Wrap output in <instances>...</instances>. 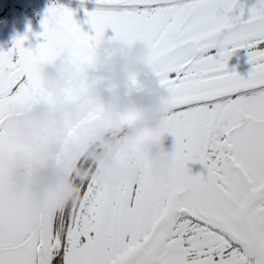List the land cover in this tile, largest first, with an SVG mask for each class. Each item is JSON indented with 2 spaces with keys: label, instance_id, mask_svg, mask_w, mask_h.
<instances>
[{
  "label": "snow or ice",
  "instance_id": "snow-or-ice-1",
  "mask_svg": "<svg viewBox=\"0 0 264 264\" xmlns=\"http://www.w3.org/2000/svg\"><path fill=\"white\" fill-rule=\"evenodd\" d=\"M95 3L84 10L87 30L72 9L53 3L40 33L29 28L0 50V177L23 158L45 170L37 181L59 169L78 188L59 211L37 214L8 203L4 193L13 185L0 182V264H264V0ZM29 34L35 46H25ZM104 42L147 49L126 94L170 93L166 139L175 156L167 182L150 175L100 182L96 161L86 156L95 113L77 124L65 120L60 148L51 134L27 143L7 130L10 117L77 103L89 77L119 87L100 75ZM241 49L251 66L246 78L228 70ZM48 67L85 83L50 91L42 72ZM113 158L124 169L132 162L123 153ZM197 164L203 170L193 174Z\"/></svg>",
  "mask_w": 264,
  "mask_h": 264
},
{
  "label": "clouds",
  "instance_id": "clouds-1",
  "mask_svg": "<svg viewBox=\"0 0 264 264\" xmlns=\"http://www.w3.org/2000/svg\"><path fill=\"white\" fill-rule=\"evenodd\" d=\"M108 53H114L111 57ZM99 55L107 61L110 77L120 85L114 92H106L102 85L88 81L90 96L77 104L64 105L58 111L41 107L26 113L23 119L10 117L8 131L14 139L27 143L37 142L38 136L51 134L53 147L60 148L67 141L68 134L64 121L77 124L90 113H97L110 120L114 127L112 137L97 138L101 154L97 155V179L102 183L116 185L124 180L139 182L144 175H150L156 183L167 182L174 168L175 153L166 145L168 121L171 112L170 93L157 88L152 95L136 94L126 96L123 87L128 77L143 69L147 49L137 44L129 50L122 42H104ZM46 87L60 93L66 87L79 88L84 82L83 76H71L59 67L42 70ZM112 154L111 156L107 154ZM123 153L131 156L127 169L121 167L113 156ZM19 168H12L0 177V182L12 184L4 193L8 203L15 206H28L37 214L59 211L73 200L78 188L67 176L59 171L50 173L51 179L38 183L36 176L45 172L41 168H31L26 159L17 161ZM25 169H31L32 175H19Z\"/></svg>",
  "mask_w": 264,
  "mask_h": 264
},
{
  "label": "flooded vegetation",
  "instance_id": "flooded-vegetation-1",
  "mask_svg": "<svg viewBox=\"0 0 264 264\" xmlns=\"http://www.w3.org/2000/svg\"><path fill=\"white\" fill-rule=\"evenodd\" d=\"M53 3H58L60 5H63L65 7L72 9L76 13L75 19L78 22H81L84 29L87 30V25L83 24V21L86 19L84 15V10L86 9L88 11H92L95 9L94 7L74 5V4H70V3L62 2L58 0H0V30H1L0 31V50L7 51L8 49H10L12 47L13 39L16 38L17 36H24L26 33H28L29 28H31V33H40L42 31L40 23L44 16V13L46 9ZM36 43L37 41L35 37L29 34V40L26 41L25 46L26 47L29 45L35 46ZM109 43H113V42H109ZM109 54L110 53L106 55L111 57L112 55H109ZM244 54L245 52H242L241 56ZM102 61H104L105 67L102 69L100 75L105 77L108 82H115L108 74L109 68L107 65V61L105 59H102ZM89 80H91L93 84L102 85L106 92H114L118 88H120V85L117 82H115L116 84L119 85V87L115 88V90H108V87L105 81H96L92 79L91 77H89V79L87 80V86H88L89 92L86 96H84L77 103L83 100H86L90 96V88L88 85ZM123 91L124 93H126L125 87H123ZM77 103H74V104H77ZM67 105H73V104H67ZM113 132H114V128H112L110 132L106 130L104 132L98 133L96 136L93 137L92 142L86 152V156L88 159L94 160L97 163V155L101 154V149L97 144V138L104 137L106 139H114L112 137ZM76 151H79V150L77 149ZM107 155L111 156L112 154L109 153ZM17 161H16V168H19L20 166L17 164ZM74 170L79 172L78 169H74ZM50 173L48 174L47 178L44 180L37 181L36 178L39 175L36 176L35 179L38 183L46 182L50 179V176H51ZM61 173L67 176L63 171Z\"/></svg>",
  "mask_w": 264,
  "mask_h": 264
},
{
  "label": "water",
  "instance_id": "water-1",
  "mask_svg": "<svg viewBox=\"0 0 264 264\" xmlns=\"http://www.w3.org/2000/svg\"><path fill=\"white\" fill-rule=\"evenodd\" d=\"M58 1L67 2V3H70V4H74V5L86 6V7H94V8L96 7L95 0H83V5L81 4V0H58ZM249 70H250V69L244 70V71H242V72H238V74H239L240 76L246 78V77H247V74H248V72H249ZM124 94H125L126 96H133V95H136V94L128 95V94H126V93H124ZM93 113H95V112H93ZM95 114H97V113H95ZM97 115L100 117V119L97 120V121H95V122L90 123V125H89L91 128L97 130V134H98V133H101V132H104V131H106V130H108L107 127H106L105 122H107V124H110L111 129L114 128V127H113V124H112V122H111L110 120L104 119V118H103L101 115H99V114H97ZM97 134H96V135H97ZM96 135H95V136H96ZM73 150L76 151L77 149L74 147ZM53 171H59V172H62V171L59 170V169H53ZM51 178H52V177L50 176V179H51Z\"/></svg>",
  "mask_w": 264,
  "mask_h": 264
},
{
  "label": "rangeland",
  "instance_id": "rangeland-1",
  "mask_svg": "<svg viewBox=\"0 0 264 264\" xmlns=\"http://www.w3.org/2000/svg\"><path fill=\"white\" fill-rule=\"evenodd\" d=\"M1 31V30H0ZM131 50V49H129ZM242 52H245L244 50H237L229 59L228 61V70L232 71L235 70L237 73L242 72L244 70L250 69V64L248 63V57L246 55V52L244 55L241 56ZM108 72V71H106ZM166 145L170 148V141L166 139ZM130 156V155H128ZM131 158V156H130ZM192 168L193 174H197L201 172L202 166L201 165H190Z\"/></svg>",
  "mask_w": 264,
  "mask_h": 264
}]
</instances>
